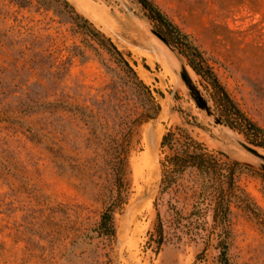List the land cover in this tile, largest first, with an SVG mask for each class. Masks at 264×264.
Segmentation results:
<instances>
[{"label":"rangeland","instance_id":"1","mask_svg":"<svg viewBox=\"0 0 264 264\" xmlns=\"http://www.w3.org/2000/svg\"><path fill=\"white\" fill-rule=\"evenodd\" d=\"M68 1L147 88L60 0H0V264H221L215 230L180 240L172 224L171 205L193 209L196 172L161 193L190 138L241 164L228 264H264V170L234 139L264 153V132L240 115L264 131V0H153L203 53L208 78L172 43L215 117L188 95L139 0ZM120 156L125 202L107 238L96 229L118 194Z\"/></svg>","mask_w":264,"mask_h":264},{"label":"trees","instance_id":"2","mask_svg":"<svg viewBox=\"0 0 264 264\" xmlns=\"http://www.w3.org/2000/svg\"><path fill=\"white\" fill-rule=\"evenodd\" d=\"M60 1L70 10L73 14L72 19L82 30L110 54L115 62L130 73L142 87L147 88L113 40L98 30L88 18L78 13L68 0ZM139 2L147 11L149 18L164 29L165 36L181 48V52L188 58L189 64L199 75L205 78H208V74L213 75L211 70H204L205 58L203 53L194 45L189 34L185 33L171 20L153 0H139ZM214 82L217 85L216 79H214ZM240 115L256 131L264 132L243 114L240 113ZM172 137L173 133L171 132L164 136L163 147L169 144ZM127 164V157L120 156L117 163L118 194L106 208L96 229L102 237L113 238L116 235L115 213L125 202L120 188ZM240 166L241 164L237 161H223L209 152L201 143L190 138L185 148L169 159V169H165L163 172L161 182V193H165L172 189L188 170L192 169L196 172L198 193L193 209L187 215L176 205H171L172 224L176 231L181 234L179 236L180 240L183 237H188L194 241L209 239L215 230L219 238L217 245L221 264H228L232 204L240 199L236 180ZM159 220H161L160 217ZM158 237V245L162 246L164 243L162 222L159 223Z\"/></svg>","mask_w":264,"mask_h":264},{"label":"water","instance_id":"3","mask_svg":"<svg viewBox=\"0 0 264 264\" xmlns=\"http://www.w3.org/2000/svg\"><path fill=\"white\" fill-rule=\"evenodd\" d=\"M152 34L159 39L170 51L167 53L172 61L170 62V65L172 66L173 70L177 74V76L181 79L182 83L187 89L188 95L190 98L194 101V103L199 107L202 111L206 112L210 117H215V114L211 110L210 106L208 105L207 101L203 98L201 93L199 92L193 78L191 77L187 66L181 59L180 54L176 51L175 47L173 46L172 42L164 36L161 32H159L156 29H151ZM218 123V122H217ZM236 142L248 153L252 154L256 158H258L261 161V168L264 170V155L259 153V151L246 142L238 139L237 137H234Z\"/></svg>","mask_w":264,"mask_h":264},{"label":"bare ground","instance_id":"4","mask_svg":"<svg viewBox=\"0 0 264 264\" xmlns=\"http://www.w3.org/2000/svg\"><path fill=\"white\" fill-rule=\"evenodd\" d=\"M190 72H191L192 76L195 78L194 73L192 71H190ZM258 151H259V153L264 154L261 150H258ZM245 157H246V155H245Z\"/></svg>","mask_w":264,"mask_h":264}]
</instances>
